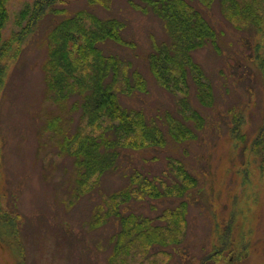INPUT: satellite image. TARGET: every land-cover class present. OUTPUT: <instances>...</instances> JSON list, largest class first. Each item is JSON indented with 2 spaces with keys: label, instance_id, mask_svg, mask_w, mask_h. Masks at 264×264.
Wrapping results in <instances>:
<instances>
[{
  "label": "rangeland",
  "instance_id": "1",
  "mask_svg": "<svg viewBox=\"0 0 264 264\" xmlns=\"http://www.w3.org/2000/svg\"><path fill=\"white\" fill-rule=\"evenodd\" d=\"M186 1L216 33V46L207 42L189 53L209 93L206 104L198 97L197 74L189 69L182 91L164 88L152 76L149 54L156 46L169 47L172 40L151 10L132 9L131 3L143 6L138 0H96L92 6L88 0H57L52 8L60 14L46 13L19 49L0 57V264H202L209 255L204 264H264V85L259 69L264 63V23L259 30L234 26L225 19L220 0L209 7ZM34 2L8 0L3 41L18 30L17 14ZM79 10L124 23L121 36L132 48L100 45L105 56L120 62L118 102L156 123L166 143L139 152L114 149V164L96 182L92 177L93 184L88 182L83 192L78 190L76 159L63 146L76 134L97 138L101 130L86 126L83 96L59 99L46 71L49 32ZM132 72L142 77V90L134 85ZM180 99L202 123L183 117ZM167 117L184 123L191 137L172 140ZM113 137L111 131L105 135L106 140ZM105 151L101 146L100 155ZM180 163L197 179L188 196L149 197V182L160 183V189L178 183ZM124 191L131 196L116 200L121 216L155 219L185 200L181 243L132 251L111 263L120 221L113 215L98 225L94 220L106 211L111 194ZM154 224L162 223L155 219Z\"/></svg>",
  "mask_w": 264,
  "mask_h": 264
},
{
  "label": "trees",
  "instance_id": "2",
  "mask_svg": "<svg viewBox=\"0 0 264 264\" xmlns=\"http://www.w3.org/2000/svg\"><path fill=\"white\" fill-rule=\"evenodd\" d=\"M56 1L35 0L32 7L26 6L17 14L14 21L18 30L12 33L9 41H3L2 31L7 20L8 0H0V44L7 42L0 46V57L9 50L19 49V44L35 29L46 13L60 14L59 10L52 8ZM95 1L88 0L89 5H94ZM138 1L143 6L131 3L132 9L143 13L151 10L164 22L168 36L172 40L169 47L166 44L156 46L153 49L154 52L149 54L148 63L152 76L164 88L182 91L189 69L197 74L194 78L200 87L198 97L203 104H206L205 99H209V93L206 92L205 85L199 81L202 75L192 62L189 53L207 42L216 46L215 30L186 0ZM197 1L209 7L214 0ZM220 1L225 19L234 26L249 25L259 30L264 23V0ZM123 29L124 23L116 18L102 20L91 12L79 10L57 23L48 34L49 52L46 71L50 78L49 87L55 91L59 99L73 93L81 94L83 96L82 116L85 117L86 126L101 130L97 136L98 139L94 135L76 134L68 138L63 146L69 151V155L76 159L74 163L78 170V190L82 192L92 177H95L93 182H96L97 178L114 164L117 152L114 149L139 152L149 148H163L166 144L164 133L156 123L153 121L148 123L142 112L126 110L118 102L115 85L120 62L115 56H105L100 45L111 42L132 48L133 45L123 40L121 36ZM170 49H172L171 52H169ZM259 69L264 85V63L260 64ZM131 75L134 85L142 90L144 88L142 77L136 72H132ZM131 88L132 86L129 87V83H126V89ZM179 104L185 119H194L202 123L201 117L187 106L184 99H180ZM167 124L168 135L176 142H183L192 135L184 123L172 117H167ZM263 130L264 119L260 131ZM109 131L114 134V137L106 140L105 135ZM233 131L235 132L236 129L231 132ZM75 140L78 141L77 146L71 151L70 148ZM101 146L106 150L102 155H100ZM172 166H174L173 163ZM176 172L178 183L171 186L160 189V183L157 186L147 183V186H152L149 188L152 192L149 197L155 199L187 197L188 192L196 187L197 179L190 175L181 163L176 167ZM93 182L89 183L93 184ZM141 190L145 192L146 189L144 187ZM120 196L128 200L131 191L111 194L105 201L106 211L103 215H96L94 220V224L98 225L103 218L113 215L120 221L121 228L114 238L111 263L117 259H125L132 251L147 252L156 245L166 248L181 243L179 237L186 224L187 202L185 200H181L176 207L165 208L155 218L162 224L155 225V219L149 217L135 214L121 216L116 201ZM208 257L210 255L202 259V264L209 259Z\"/></svg>",
  "mask_w": 264,
  "mask_h": 264
}]
</instances>
